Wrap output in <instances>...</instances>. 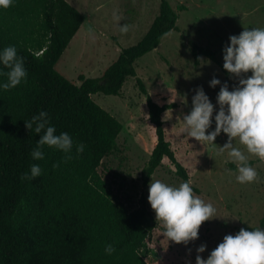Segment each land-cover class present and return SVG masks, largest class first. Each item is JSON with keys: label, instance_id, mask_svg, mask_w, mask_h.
I'll return each mask as SVG.
<instances>
[{"label": "trees", "instance_id": "1", "mask_svg": "<svg viewBox=\"0 0 264 264\" xmlns=\"http://www.w3.org/2000/svg\"><path fill=\"white\" fill-rule=\"evenodd\" d=\"M177 19L169 0H159L157 15L142 38L121 49L100 77L79 75L77 85L55 65L83 24V14L66 0H14L8 8H0V49L15 45L28 72L26 82L0 89V264H147L145 257L156 256L146 242L157 224L144 199L129 210L98 174L122 124L91 95L118 96L125 81L135 78L146 96L156 137L141 171L142 181L147 184L163 160L182 182L189 181L163 127V113L175 104L153 101L134 66L167 33L178 31ZM189 45L195 65L204 57L222 67L213 50ZM0 70L8 71L2 65ZM6 81V75L0 76V82ZM41 110L48 112L57 134L67 132L73 138L70 159L47 145L42 160L30 156L43 132L29 130L25 121ZM80 143L84 152L77 155L75 146ZM32 164L40 165L41 174L22 179ZM257 227L264 228V217ZM108 244L115 249L112 254L105 252Z\"/></svg>", "mask_w": 264, "mask_h": 264}, {"label": "rangeland", "instance_id": "2", "mask_svg": "<svg viewBox=\"0 0 264 264\" xmlns=\"http://www.w3.org/2000/svg\"><path fill=\"white\" fill-rule=\"evenodd\" d=\"M84 16V22L69 42L55 69L68 80L79 85L78 76L100 77L103 71L119 55L121 49L136 44L146 33L157 15L159 0H67ZM176 10L178 31H170L159 45L135 61L136 77L147 95L159 104H175L162 115L166 139L177 160L187 169L195 195L216 209V216L202 222L198 238L188 244L176 243L163 235L164 224L156 219L148 201L151 180H161L171 186L182 181L175 176L174 167L163 160L147 184L141 171L156 143L153 125L148 119L146 96L128 78L118 96L97 93L92 100L122 124V131L112 152L102 159L98 174L113 196L121 199L129 210L139 206L144 199L153 214L157 227L147 240V247L156 255L145 257L147 264H196V249L206 245L199 255L206 259L227 234H235L241 228H253L264 217V160L249 154L246 147L233 139V146L249 158L257 171V178L250 183H239L236 163L219 147L227 140L221 133L214 143L199 142L183 131V116L191 110V99L198 87H203L218 110L216 96L220 85L209 86L216 77L229 90L238 84L240 77L229 74L223 68V47L230 35H239L244 28H264V0H169ZM182 8V9H180ZM116 13L120 19L114 18ZM128 24L127 33L120 32V25ZM92 30L94 39L90 38ZM190 43L208 47L216 53L221 68L212 61L200 57L193 62ZM251 75V71L242 76ZM185 97L187 104L182 103ZM215 115V111L213 116ZM215 128L212 125L207 131Z\"/></svg>", "mask_w": 264, "mask_h": 264}, {"label": "clouds", "instance_id": "3", "mask_svg": "<svg viewBox=\"0 0 264 264\" xmlns=\"http://www.w3.org/2000/svg\"><path fill=\"white\" fill-rule=\"evenodd\" d=\"M14 0H0V8H8ZM114 18L120 17L114 13ZM129 25H120V32L127 33ZM90 38L94 39L92 30ZM229 43L223 49V68L229 73L240 77L238 84L229 90L227 81L223 84L213 77L209 86L220 85L216 96L218 110L211 102L203 87H198L191 99V110L183 116V131L188 137L199 142H211L223 131L227 134V142L219 147L236 163L239 183H250L256 180L257 171L249 163V158L239 148L233 146V139L246 147L249 154L264 160V28H244L239 35H230ZM0 65L7 68L5 73L0 70V76L6 75L7 81L0 82V89L8 90L26 82L28 72L24 66V58L17 55L15 45L0 49ZM251 71V75L242 76ZM182 103L187 104L185 97ZM215 111V115L213 113ZM48 112L41 110L37 115L25 121L26 127L40 135L30 156L33 160L44 158L43 146L54 147L71 158L73 138L67 132L57 134L54 125L49 123ZM215 122V128L207 131ZM84 144L75 146L77 155L84 152ZM42 169L39 164H32L29 172L23 173L22 179H34ZM148 201L155 211L156 219L164 224L163 235L176 243L188 244L198 238V230L202 222L216 216V209L211 203H206L195 195L190 181H184L179 186H171L161 180H151L148 188ZM206 245L201 244L196 252V264H264V228L255 227L250 230L241 228L238 232L227 234L204 259ZM113 245L108 244L105 252L112 254Z\"/></svg>", "mask_w": 264, "mask_h": 264}, {"label": "crops", "instance_id": "4", "mask_svg": "<svg viewBox=\"0 0 264 264\" xmlns=\"http://www.w3.org/2000/svg\"><path fill=\"white\" fill-rule=\"evenodd\" d=\"M67 1V0H66ZM68 2V1H67Z\"/></svg>", "mask_w": 264, "mask_h": 264}]
</instances>
